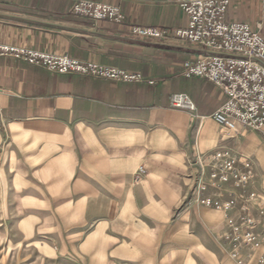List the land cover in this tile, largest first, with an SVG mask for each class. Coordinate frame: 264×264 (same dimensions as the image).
Masks as SVG:
<instances>
[{"label":"crops","instance_id":"0c3cea01","mask_svg":"<svg viewBox=\"0 0 264 264\" xmlns=\"http://www.w3.org/2000/svg\"><path fill=\"white\" fill-rule=\"evenodd\" d=\"M76 1L0 0V43L138 71L146 80L58 73L0 55V210L17 211L31 239L64 243L59 254L71 264H237L236 250L243 264H257L258 252L226 236L229 220L244 212L264 238V128L222 134L212 114L225 92L182 74L184 61L207 53L172 36L187 14L174 3L93 0L126 15L123 23L94 21L74 13ZM227 20L264 36V0H232ZM133 25L170 35L141 37ZM180 92L195 110L171 105ZM219 148L240 166L251 163V181L200 193L198 159ZM140 166L146 173L135 181ZM199 194L235 207H207Z\"/></svg>","mask_w":264,"mask_h":264},{"label":"built area","instance_id":"2783aa9c","mask_svg":"<svg viewBox=\"0 0 264 264\" xmlns=\"http://www.w3.org/2000/svg\"><path fill=\"white\" fill-rule=\"evenodd\" d=\"M141 3H174L188 16L187 25L176 29L172 36L198 44L207 50L194 60L182 64V74L186 78L202 77L221 87L226 100L212 118L222 128L226 138L239 135L244 129L261 131L264 128V36L248 23L227 20V12L232 0H136ZM74 13L94 21L109 20L123 23L126 15L121 7L93 0H78L73 5ZM133 34L145 38H165L170 35L166 29L155 26L133 25ZM0 55L13 56L28 63L41 66L58 73H74L125 83H140L146 80L143 73L116 66L83 61L69 55H55L44 51L17 47L0 43ZM154 84V80H147ZM175 108L195 110L196 106L188 94L180 92L171 96ZM201 171L196 188L203 192L208 185L234 183L245 188L251 181V163L243 166L227 148H219L198 159ZM146 168L140 166L135 173L139 181ZM199 201L206 206L231 210L235 201L219 202L201 196ZM254 198L255 193H250ZM245 211V210H244ZM236 241L250 246L258 252L257 264H264V238L254 230V221L243 214L239 221L229 220ZM239 264H243L242 254H233Z\"/></svg>","mask_w":264,"mask_h":264},{"label":"rangeland","instance_id":"374dc122","mask_svg":"<svg viewBox=\"0 0 264 264\" xmlns=\"http://www.w3.org/2000/svg\"><path fill=\"white\" fill-rule=\"evenodd\" d=\"M198 202L204 205L201 201L198 200ZM219 209H224V207ZM16 212L14 210H0V264H71L70 258H64L59 254L58 245H64V243H57L56 241L47 240V238L31 239L30 234H28L29 231L20 226V221L16 219ZM239 220L240 218L236 221ZM230 228L232 229V236H226V239H232L237 245H245L235 240L233 228L231 226ZM236 251L242 254L240 250ZM234 252L232 253L233 258ZM242 258L244 259L243 256ZM234 259L239 264L237 259ZM101 263L105 264V260L103 259ZM106 264L114 263L107 261Z\"/></svg>","mask_w":264,"mask_h":264}]
</instances>
